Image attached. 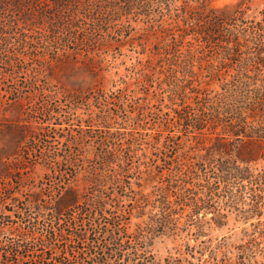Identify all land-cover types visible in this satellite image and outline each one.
I'll return each instance as SVG.
<instances>
[{"label": "trees", "instance_id": "obj_1", "mask_svg": "<svg viewBox=\"0 0 264 264\" xmlns=\"http://www.w3.org/2000/svg\"><path fill=\"white\" fill-rule=\"evenodd\" d=\"M229 6L215 7L212 12L218 18L208 17L197 30L191 27L193 36L186 50L177 42L155 45L152 52L163 53V57L149 55L139 61L141 68L151 70L166 58L169 71L180 72L178 82L170 84L169 95L172 122L179 134L163 139L153 136L146 142L126 138L124 132L111 129L112 114L105 110L99 116V133L101 129L104 133L97 135L99 147L93 156L77 140L72 141L73 149H66L69 153L59 154L52 148L42 152L48 175L64 177L61 182L50 179L37 185L23 179L20 171L11 175L19 188L0 191V200L8 205L0 210V264L264 261V221H251L264 210V168L255 172L256 164L264 162V29L256 35L235 22L224 23L223 17L234 20L228 14ZM188 33L184 29L179 34L181 42ZM204 43L218 45L215 58L202 55ZM250 43L258 46L252 56ZM64 62L92 78L98 75L96 66H103L101 60L88 55L79 66ZM196 78L199 83L220 79L221 90L211 95L195 85ZM187 88L197 99L195 105L185 104ZM115 90L112 84L108 98H114ZM83 92L78 88L71 94L85 96ZM175 96H180V102L175 103ZM163 114L158 135L170 124L168 110ZM138 123L144 129V123ZM182 131L188 136L184 138ZM124 139L125 153L121 154ZM208 213H212L208 229L214 228L213 222L223 225L232 214L249 222V227L243 228L237 244L231 238L217 240L204 227L202 219ZM182 217L186 218L184 228L196 227L194 236L186 235L183 248L159 255L153 248L154 238L168 235V229L175 238Z\"/></svg>", "mask_w": 264, "mask_h": 264}, {"label": "rangeland", "instance_id": "obj_2", "mask_svg": "<svg viewBox=\"0 0 264 264\" xmlns=\"http://www.w3.org/2000/svg\"><path fill=\"white\" fill-rule=\"evenodd\" d=\"M226 4L230 5L228 14L234 20L223 17L224 23L232 21L256 35L263 33L264 0H0V191L19 188L10 180L17 171L23 179L37 185L50 179L61 182L64 177L48 175L50 170L42 163V152L52 148L59 154L69 153L66 149H73L72 141L77 140L87 155L93 156L99 147L97 135L104 133L103 129L99 133V116L105 110L112 114L111 129L124 132L126 138L132 136L146 142L153 136L163 139L167 134H179L181 131L172 122L169 95L170 84L177 81L180 72H170L166 58L160 65L156 62L151 70L141 68L139 61L149 55L163 57V53L152 52L155 45L177 42L186 50L187 40L193 36L191 27L197 30L208 17L218 18L213 9ZM184 29L189 33L181 42L179 34ZM250 44L252 56L258 46ZM201 49L205 57L215 58L219 52L213 43H204ZM87 55L102 61L101 68L96 66L95 78L64 62L73 61L79 66ZM199 82L200 78L195 85L211 95L221 90L220 79ZM112 84L115 96L108 98ZM78 88L86 97L71 94ZM186 93L185 104L195 105L194 93L189 88ZM178 102L180 96H175V103ZM167 110L168 130L158 135L161 117ZM138 122L144 123V129ZM182 135L188 136L185 131ZM120 146L124 154L126 139ZM136 165L134 156L131 170ZM256 166L255 172L261 171L264 162ZM7 206L6 201L0 200V210ZM211 215L208 213L202 220L209 236L217 240L231 238L237 244L243 228L249 227V222L243 223L241 217L232 214L223 225L210 222L214 228L208 229ZM258 219L264 221V210L260 218L251 221ZM185 221V217L179 221L175 238L170 229L168 235L154 238L156 253L165 256L181 249L186 235L194 236L196 227L192 224L184 228ZM257 264H264L262 258Z\"/></svg>", "mask_w": 264, "mask_h": 264}]
</instances>
